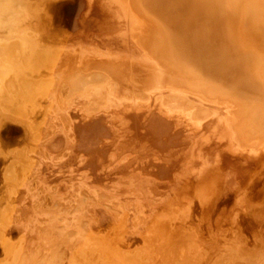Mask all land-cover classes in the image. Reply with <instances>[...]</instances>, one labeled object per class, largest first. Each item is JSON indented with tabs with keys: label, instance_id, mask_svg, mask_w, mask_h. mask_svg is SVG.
Listing matches in <instances>:
<instances>
[{
	"label": "bare ground",
	"instance_id": "1",
	"mask_svg": "<svg viewBox=\"0 0 264 264\" xmlns=\"http://www.w3.org/2000/svg\"><path fill=\"white\" fill-rule=\"evenodd\" d=\"M240 2L10 0L0 137L22 144L0 139V264H264V0ZM43 113L59 123L24 119ZM22 145L42 161L20 166Z\"/></svg>",
	"mask_w": 264,
	"mask_h": 264
},
{
	"label": "rangeland",
	"instance_id": "2",
	"mask_svg": "<svg viewBox=\"0 0 264 264\" xmlns=\"http://www.w3.org/2000/svg\"><path fill=\"white\" fill-rule=\"evenodd\" d=\"M100 1H102V0H100ZM65 2H69V0H65ZM243 4H244V0H241V2H240V4L238 5V6H236V9H238V8H240L241 6H243ZM62 5V4H61ZM65 6H67V7H69V3H67V4H65ZM128 6V5H127ZM226 9H228V8H226ZM231 9V8H230ZM72 12V11H71ZM106 12H108L107 11V9H106V4H105V1L103 2V5L101 6V7H99L98 9H96V11H95V16L99 19L98 20V22L97 23H101L102 22V27H99L98 26V28L100 29L99 30V32H98V36H105L104 34H106V33H108L109 34V31H107L108 29L110 30L111 29V27H112V25L113 24H111V21H112V19L114 20L115 18H117V16L118 15H116L114 18H108L105 22H103L102 21V16H103V14L104 13H106ZM65 15V14H64ZM69 15H72V17H71V19L74 17V15H75V13L73 12V13H69V10H68V8H67V10H66V16H69ZM135 15V14H134ZM132 16V18L134 19V21L135 22H137V17H135V16ZM76 16H77V14H76ZM109 21V22H108ZM112 23H115V22H113L112 21ZM3 31V29H0V32H2ZM101 32V33H100ZM69 44H71V43H69ZM18 46H20V45H18ZM78 49V47H70L69 46V51H70V53H75L76 52V50ZM125 53H128L129 51L128 50H126V51H124ZM118 57V55L116 56V58ZM120 61V60H119ZM112 63H114V61H112ZM118 64V63H117ZM129 73V71H127V73L125 74V76L124 77H126V75ZM120 74V75H119ZM118 74V76H119V78H121V75H122V73H119ZM43 77L42 78H48L49 77V74H47V75H42ZM142 81V80H141ZM133 82V81H132ZM132 82H130V84L127 82L126 83V81H125V83H124V85L126 84V85H132ZM145 83H147V82H145ZM126 88H127V86H126ZM136 88H138L139 89V87L138 86H136ZM137 89V92L139 91V90H142V91H140L143 95H145L146 97H147V99H144V100H149L150 102L153 100V98L151 97L150 99L148 98V97H150V94H151V92L149 91V90H145V88H142V89H139L138 90ZM155 100H156V102H159V101H161V99H159V95H157L156 96V98H155ZM160 103V102H159ZM12 107H14V106H12ZM153 107V104L152 105H150L148 108H146V109H144V107L142 106L141 107V109H144V111H147V110H149V109H151ZM16 109L17 108H13L12 110H13V112L14 111H16ZM50 113V112H49ZM49 113H43L42 114V116H41V118H40V120L37 122V123H35L34 121H32V118L30 117V118H25L24 117V119L25 120H30V124L31 125H39V127H45L46 125H49V126H55V124H58L59 123V120H60V118L57 116V115H54L53 116V120H55V124H53L52 122L51 123H49L48 124V114ZM7 115L8 116H11V117H13V118H15L16 116H14V115H12V114H10L9 112H7ZM49 116H50V114H49ZM161 118H160V120H159V122H160V126L161 125H164V123H165V121H164V119H166V120H168L169 121V124H170V119H172V114H170V113H168L167 111H163V114L161 113ZM17 119H19L18 117H17ZM167 123V122H166ZM42 125V126H41ZM169 126V125H168ZM25 128H27L28 129V126H24ZM162 128V130L164 129L163 127H161ZM29 130V129H28ZM30 131V130H29ZM81 136H83V138H84V141L82 142V144L84 145V148H91V147H93V146H95V147H97L98 146V144H93V143H95V142H97V141H95V142H93V134H92V132L91 131H89V129L88 130H86L83 134H81ZM0 139H2V142H3V139H5L6 140V143H8V144H22V142H20L21 141V139H22V137L21 138H19V139H17L13 134H11V135H8V138L7 137H5V138H1L0 137ZM78 139V138H77ZM25 144H28L27 142L25 143ZM3 147H5V145L3 146ZM34 148L33 149H42V147L41 146H33ZM6 148V147H5ZM10 148H14V145H12ZM20 148H23L25 151H23L22 153V155H21V157H20V159H19V165L21 166L22 164H24V156H26V158L30 161V162H32L33 160H35V159H37V162L39 161V163H40V159L39 158H41V157H39V154H34V153H30V150L28 149V148H25L24 147V145H22ZM63 146L62 145H60V144H54L52 147H50V148H48V149H45L44 150V152H45V154L46 153H50L51 154V156H50V159L49 160H52L53 158H57L58 159V161H64V160H66L67 159V157L69 156V155H67L68 153H64L63 151ZM25 153V154H24ZM114 154V153H113ZM113 154H111L110 156H109V159L112 161L111 162V169L112 170H114L113 168H118V166H119V162H121V160L122 159H124V157H122V158H120V160H115V158H117V157H120V153H117V155H115L114 157H113ZM118 154H119V156H118ZM82 160H83V164H81V166H82V168H81V170H80V174L84 177L85 175H88L89 174V169L88 168H86L85 167V165L87 164V163H85V162H87V156L86 155H84L82 158H81ZM41 161H42V158H41ZM113 163V164H112ZM121 164V163H120ZM41 168V167H40ZM9 169H11V168H8L6 171H5V169H3V171L2 172H0L1 173V176H3V173H5L6 175H8L9 173ZM43 169L41 168L40 169V171H42ZM48 170V169H47ZM43 172V171H42ZM59 173V172H58ZM9 183H11L10 181H9ZM3 189V188H2ZM2 189L0 190V196H1V194H3L2 193ZM14 195L16 196L17 195V193L15 192L14 193ZM11 197V196H10ZM11 198H13V196L11 197ZM119 206V208H120V206H123V204L122 205H118ZM22 207V206H21ZM114 208H118L117 207V205H114L113 206ZM68 222H69V220H68ZM70 226V225H69ZM71 227V226H70ZM111 227V226H110ZM71 229V228H70ZM59 230H62V232H65V230L64 229H59ZM56 231H58V229L56 230ZM58 241H62V237H60V238H58ZM73 247V249L74 248H76V245H73L72 246ZM145 249V247L143 246L142 248H141V250H144ZM262 250H264V248L263 249H258V250H256V252L258 253V256L260 255V254H262L263 252H262ZM70 252H71V249H70ZM3 252L2 253H0V260H2V257H3ZM257 260H259L258 258L257 259H255V260H252L251 262H253V261H257ZM108 263L110 264V262L108 261ZM62 264H68V262L67 261H63V263Z\"/></svg>",
	"mask_w": 264,
	"mask_h": 264
},
{
	"label": "clouds",
	"instance_id": "3",
	"mask_svg": "<svg viewBox=\"0 0 264 264\" xmlns=\"http://www.w3.org/2000/svg\"><path fill=\"white\" fill-rule=\"evenodd\" d=\"M10 0H0V29L7 28L15 23V15L10 7Z\"/></svg>",
	"mask_w": 264,
	"mask_h": 264
},
{
	"label": "water",
	"instance_id": "4",
	"mask_svg": "<svg viewBox=\"0 0 264 264\" xmlns=\"http://www.w3.org/2000/svg\"><path fill=\"white\" fill-rule=\"evenodd\" d=\"M235 10H237L236 7H235ZM235 10H234V11H235ZM263 90H264V85H263Z\"/></svg>",
	"mask_w": 264,
	"mask_h": 264
}]
</instances>
